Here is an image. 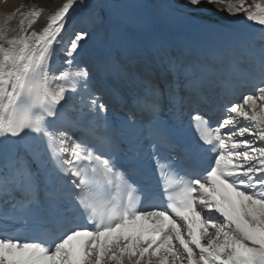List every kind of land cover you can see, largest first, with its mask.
Returning a JSON list of instances; mask_svg holds the SVG:
<instances>
[{
    "label": "snow or ice",
    "instance_id": "6c2138e0",
    "mask_svg": "<svg viewBox=\"0 0 264 264\" xmlns=\"http://www.w3.org/2000/svg\"><path fill=\"white\" fill-rule=\"evenodd\" d=\"M202 2L187 0L194 7ZM206 2L226 4L229 15L243 12L264 28V0ZM78 3L84 0H66L39 31L33 26L43 9L35 5L27 12L17 8L0 24V148L18 140L23 149L3 165L11 174L0 173V222L9 218L5 207L17 210L16 199L22 200L21 210L34 215L41 207L36 177L56 176L46 192L54 210L35 215L37 237L28 240L0 228V264H264V46L254 92L225 106L217 121L193 117L202 142L193 167L159 158L151 137L165 138L162 107L155 90H148L143 106L155 119L148 121L146 137L159 182L141 187L114 157L97 152L80 118L68 115L86 116L85 107L89 113L107 111L91 88L90 69L76 62L88 34L76 33L59 52L54 47L62 43L58 38ZM16 14L20 19L12 29ZM10 31L16 34L9 36ZM60 52L66 58L58 64ZM170 70L178 75L174 62ZM77 95L80 108L70 103ZM182 101L173 91L170 106ZM129 120L135 121L134 113ZM31 141L43 148L36 150ZM185 158H192L191 149ZM9 188H19V195Z\"/></svg>",
    "mask_w": 264,
    "mask_h": 264
},
{
    "label": "bare ground",
    "instance_id": "6f19581e",
    "mask_svg": "<svg viewBox=\"0 0 264 264\" xmlns=\"http://www.w3.org/2000/svg\"><path fill=\"white\" fill-rule=\"evenodd\" d=\"M65 2L66 0H51L50 5H47L48 8L43 10L42 16L33 26L34 29L41 30L46 25L48 16ZM20 4H22L21 0H9L4 4L0 9V24L3 23L5 16L13 14L17 8H21ZM168 6L167 0H84L82 5L78 3L70 10L66 28L79 19L87 21L89 14H95L99 11L102 12L104 23L107 24L109 17L117 15V13L122 14L120 17L123 18L124 16V19L130 24L132 32L139 38L140 43L144 44H150L151 38L149 36L154 28L161 30L162 36L169 38L176 44L179 43L177 42L179 40L185 41L192 34L206 37V34L214 32L222 34L223 29L226 28V23L216 19L207 18L203 23H200L190 18H183L181 11L170 10ZM174 14L178 16L173 17ZM14 19L19 20V14H16ZM10 27L16 29L17 24L11 23ZM10 32L11 35L16 34L14 31ZM65 35L63 31L61 38L58 39H62ZM100 48L102 53L106 54L109 52L110 46L102 42Z\"/></svg>",
    "mask_w": 264,
    "mask_h": 264
},
{
    "label": "rangeland",
    "instance_id": "374dc122",
    "mask_svg": "<svg viewBox=\"0 0 264 264\" xmlns=\"http://www.w3.org/2000/svg\"><path fill=\"white\" fill-rule=\"evenodd\" d=\"M21 1H22L23 6H25V8H23V11L29 10V8L31 6H33V5L38 6L39 8L44 10V9H47L48 8L47 5H50V3H51V0H21ZM204 3H206V5L208 4L206 2V0H204ZM246 4L247 5H251V3H248V2ZM215 5L216 6H221V5H218V4H215ZM195 12H197V11H195ZM195 12H194V14L192 16H194L197 19H198V17L202 18V17L207 15V14H204L203 16H197L196 15L197 13L195 14Z\"/></svg>",
    "mask_w": 264,
    "mask_h": 264
}]
</instances>
